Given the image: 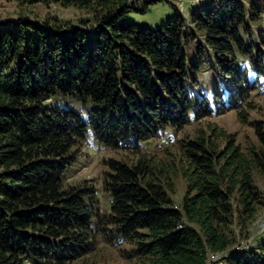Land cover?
I'll use <instances>...</instances> for the list:
<instances>
[{
    "label": "trees",
    "instance_id": "trees-1",
    "mask_svg": "<svg viewBox=\"0 0 264 264\" xmlns=\"http://www.w3.org/2000/svg\"><path fill=\"white\" fill-rule=\"evenodd\" d=\"M14 1L88 9L99 24L0 25V264H68L102 240L141 264H264V237L238 247L234 232L263 203L264 124L244 148L201 122L243 117L264 89V0L205 1L154 29L124 14L163 0ZM88 138L131 161L107 159L101 186L65 183Z\"/></svg>",
    "mask_w": 264,
    "mask_h": 264
},
{
    "label": "rangeland",
    "instance_id": "rangeland-1",
    "mask_svg": "<svg viewBox=\"0 0 264 264\" xmlns=\"http://www.w3.org/2000/svg\"><path fill=\"white\" fill-rule=\"evenodd\" d=\"M205 1L209 2L211 0H163L162 2L148 4V9L144 12L128 9L124 14V19L131 20L139 26H148L154 29L158 28L167 18L172 16L175 11L186 13L187 10L191 11ZM253 1L259 2L263 0ZM242 2L248 4L251 0H242ZM133 3L138 6L143 4L142 0L128 1V4ZM18 17L28 18L42 26L44 20H48L49 24L62 23L65 26L82 25L90 34L94 32V26L99 24L91 11L72 5L63 6L53 1L30 5L24 2L18 3L14 0H0V25ZM82 20L86 22V25L80 23ZM248 101H250L253 107L245 110L243 117L239 116L236 110H229L215 117L202 118L201 122L210 121L228 133L234 134L237 142L244 148L252 145L257 146L259 142L256 124L258 122L264 124V89L261 88L259 92H252L248 97ZM198 123L196 121L192 125L182 128L178 137L183 138L191 134L194 129L200 127ZM78 153V159L65 177V183L94 185L95 187L101 186L104 173L108 169L105 165L107 159L116 158L131 161L132 158L127 152H115L95 143L91 138H88L87 143L78 150ZM172 181L174 190L171 197L174 204L178 205L186 189V182L178 170L173 174ZM254 182L263 195V203L256 212L254 219L245 229L239 230V227H234V232L237 233L235 246L238 247H242L252 240L264 237V234H261L264 231V178L260 174L254 173ZM107 206L108 204L104 207L107 208ZM130 248L131 246L127 243L113 244L103 240L97 241L91 252L68 264H141L140 258L129 255ZM219 257L217 255L216 258L210 259V263L218 264L217 261L219 260L216 262L212 260L220 259ZM222 264H226L225 259H222Z\"/></svg>",
    "mask_w": 264,
    "mask_h": 264
},
{
    "label": "built area",
    "instance_id": "built-area-1",
    "mask_svg": "<svg viewBox=\"0 0 264 264\" xmlns=\"http://www.w3.org/2000/svg\"><path fill=\"white\" fill-rule=\"evenodd\" d=\"M212 258H216V255H213Z\"/></svg>",
    "mask_w": 264,
    "mask_h": 264
}]
</instances>
